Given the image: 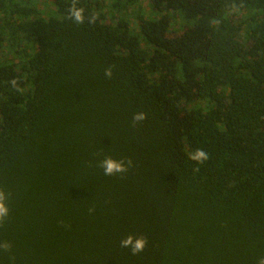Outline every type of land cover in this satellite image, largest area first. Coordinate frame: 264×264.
Instances as JSON below:
<instances>
[{"label": "trees", "instance_id": "16d2710c", "mask_svg": "<svg viewBox=\"0 0 264 264\" xmlns=\"http://www.w3.org/2000/svg\"><path fill=\"white\" fill-rule=\"evenodd\" d=\"M72 2L0 0V264H257L264 0Z\"/></svg>", "mask_w": 264, "mask_h": 264}, {"label": "clouds", "instance_id": "9594fccd", "mask_svg": "<svg viewBox=\"0 0 264 264\" xmlns=\"http://www.w3.org/2000/svg\"><path fill=\"white\" fill-rule=\"evenodd\" d=\"M85 9L82 7H78V0H73L72 5L69 9L68 19L72 20L76 24H83L85 22ZM95 16H89L88 22L94 23ZM105 76L111 78L112 70L111 68L105 71ZM13 87H16V82L12 81ZM146 113L140 112L133 114V126L143 122L146 119ZM188 159L193 161L197 166V170L200 165L207 162L209 159L208 153L200 148L196 149L193 152L188 154ZM132 166V161L128 160H115L112 157H105L100 164L99 167L103 170L104 175L106 176H114L117 174H124L128 171L129 167ZM8 194H6L3 190H0V226H3L6 218L9 215V208L7 207ZM90 211H92L90 209ZM147 239L145 237H136L133 235H128L126 238L120 241V246L122 248L130 249L132 255H138L142 253L147 246ZM0 249H3L5 252L10 251L11 245L7 242L0 244ZM257 264H264V257L260 258L257 261Z\"/></svg>", "mask_w": 264, "mask_h": 264}, {"label": "rangeland", "instance_id": "374dc122", "mask_svg": "<svg viewBox=\"0 0 264 264\" xmlns=\"http://www.w3.org/2000/svg\"><path fill=\"white\" fill-rule=\"evenodd\" d=\"M48 2H50V1H48ZM45 11H49L48 9H49V7H50V10H51V5L48 3L47 4V2H45ZM41 7V6H40ZM139 8H140V10L142 11V12H148V11H150V7H149V5H148V3H147V0H139ZM133 10H137V8H135V9H133ZM132 10V11H133Z\"/></svg>", "mask_w": 264, "mask_h": 264}]
</instances>
